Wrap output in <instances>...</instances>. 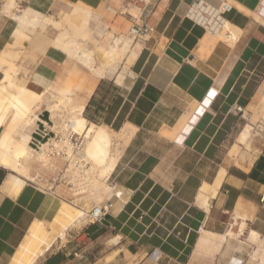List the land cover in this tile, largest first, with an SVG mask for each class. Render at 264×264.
<instances>
[{
  "label": "crops",
  "instance_id": "obj_1",
  "mask_svg": "<svg viewBox=\"0 0 264 264\" xmlns=\"http://www.w3.org/2000/svg\"><path fill=\"white\" fill-rule=\"evenodd\" d=\"M16 2L57 22L69 18L70 3L81 2L114 34L126 36L114 59L123 58L120 69H114L115 62L100 77L55 45L61 31L56 24L43 20L33 28L0 13V58L16 66L14 80L36 92L54 83L55 94L70 90L74 101L84 104L85 125L79 130L96 126L84 146L92 163L101 166L109 158L108 129L132 127L134 132L108 178L111 185L88 198L97 202L90 210L108 205L105 214L66 233L56 219L61 202L79 197L64 177L72 179L63 173L68 163L59 169L62 156L54 154L43 164L26 151L38 121L51 119L45 108L55 98L44 93L34 109L37 122H21L0 147V264H264V0ZM224 2L230 11H221ZM130 5L139 9L137 18L122 11ZM61 8L67 9L63 20L47 14ZM135 24L153 30L136 38ZM226 24L238 33L235 42L221 38ZM48 26L57 30L51 44L20 73L15 57L21 40L40 44ZM133 48L137 55L127 67ZM70 59L83 64L75 80L66 79ZM248 123L254 126L251 147L241 139ZM20 166L35 178H24L15 194L3 191L7 176ZM217 178L219 187L204 210L199 190ZM241 222V236L226 235L230 227L238 231ZM63 230L66 244L38 260L46 240L41 243L36 236L55 243Z\"/></svg>",
  "mask_w": 264,
  "mask_h": 264
},
{
  "label": "bare ground",
  "instance_id": "obj_2",
  "mask_svg": "<svg viewBox=\"0 0 264 264\" xmlns=\"http://www.w3.org/2000/svg\"><path fill=\"white\" fill-rule=\"evenodd\" d=\"M85 5L86 4H81V2L69 4V12L71 16L69 18L73 21L72 18H74L73 16L75 14V16H77V18L79 19L78 26L76 25L79 33L75 38H63L62 36L68 35V33H63L64 35L60 33L61 36L58 37L55 45L58 48L62 49L69 57L77 58L83 61V64L90 72L101 77L103 76L107 68L113 65L115 57L119 55L118 48L121 45H126V36L124 34H114L112 30L108 29V22L103 19L94 18V16L97 17V15L95 14L92 7ZM14 9L19 13H13L12 11ZM122 11L129 12L135 18H137L139 14V9L134 5L127 6L126 8H123ZM0 13L6 16L13 17V19L18 22H28L33 26V28L43 20L48 24H54L56 22L53 21V19L45 16L41 11L34 10L31 7H22L18 5L15 0L6 1L3 4ZM93 19L97 20L94 26L93 24H91V20ZM69 26L71 27V25ZM65 32H67V30ZM86 36L89 37L91 41H96V37L99 36L94 48H86L81 43L84 41V39L87 38ZM102 37H104V40L100 41ZM221 38L228 42H235L238 38V33L236 32V30L230 28L229 24H226L223 28V32L221 33ZM98 44L99 50L107 59L105 61H102L101 63H96V58L94 57V51ZM134 48H136V45ZM134 48L127 55V62L129 63H131L137 55ZM3 62L5 63V60L3 61V59L0 58V72H2L3 75L0 79V126L3 125L4 127L0 137V147H6L12 131H14V129H16V127L21 122H30L32 119H34L35 121L37 120V114H34L35 107L37 106L44 93H51L54 96L55 101L45 109L50 112L49 117L54 122L52 128L56 130L60 135H58L57 138L49 139L47 142L43 143L39 151L31 150L29 145L27 146L26 151L28 154L35 155L40 158V160L43 161V164L48 163L52 155L54 156V154L56 156H62V158L66 159L68 161V164L65 171L63 172L72 174L71 181L73 183V187H70V190L73 191L72 193L79 195V197L77 196L78 199L75 201L88 200V198L97 188H101L103 185L107 184V180L114 171L125 144H127L128 139L132 137L134 128H123L119 132H114L111 129H108V127L104 126L105 129H108L112 137V146L107 162L101 166H98V164L95 165L94 163H92L84 152L85 143L87 142L89 135L96 128L95 125L90 124V126L86 128V134H88V137L84 136L85 133L81 136L83 138V147L79 154H81V157H83L85 162L82 163V159L77 157V153L74 150V145L68 139V133L71 132L73 134H76V127L78 125H85L84 117L82 115L84 104L74 101L72 95H70V90H62L59 94H55L54 91L56 90V87L54 83H52L48 89L42 90L41 92L34 91L35 88L34 90H32L29 87L18 84L14 80V76L17 70L16 66H14V64L5 65ZM262 102L264 103L263 100L261 101V103ZM262 113L264 117V109ZM252 130H254V126L249 123L242 130V134L246 138V145L248 147H251L254 138ZM61 150L64 152V154L60 153ZM24 178L33 180L35 177L31 175L30 170L20 166L16 171V174H9L7 176L3 184V191L12 194L17 193L25 183ZM219 183L220 180L219 178H217L215 179L213 186L207 185L200 188L198 199L201 208H203L204 210H208L210 205L209 198L215 193V187H219ZM119 194H122V192L119 191ZM68 206L69 203L65 201L61 202V210H63L64 212H69ZM85 212H88V210L83 211L77 207H74L73 211L69 212V222L71 224H75L76 221L81 222V220L86 216ZM244 222H241L238 227V231H234L232 227L227 229L226 235L234 237L241 236L244 232ZM67 228L68 226L65 229ZM250 234H255L254 230H251ZM59 236L62 238L64 237V230L59 233ZM49 246L50 244L46 247V249L50 248Z\"/></svg>",
  "mask_w": 264,
  "mask_h": 264
},
{
  "label": "rangeland",
  "instance_id": "obj_3",
  "mask_svg": "<svg viewBox=\"0 0 264 264\" xmlns=\"http://www.w3.org/2000/svg\"><path fill=\"white\" fill-rule=\"evenodd\" d=\"M6 1H8V0H0V5L2 4V3H4V2H6ZM11 1V0H10ZM16 1V0H15ZM15 10V9H14ZM12 11L13 13H19L17 10H15V11ZM67 9H63V8H61L58 12H56V13H47V14H50L54 19H59V20H63L64 19V17H65V15H64V13H65V11H66ZM69 17H71V16H69ZM74 18H72L73 19V21L70 19V18H67V20H65L64 22H55L54 23V25L56 24V26H58L62 31H60V33L61 34H67L68 33V35H64V36H62L63 38H68V37H77V34L79 33L78 32V28H77V26H78V22H79V19L77 18V16H75V14H74V16H73ZM92 21L93 20H91V24H92ZM68 22V23H67ZM77 23V24H76ZM69 25H71V27L69 26ZM77 25V26H76ZM69 27V28H67V27ZM64 28V29H63ZM71 28V29H70ZM67 30V32H65ZM56 32H57V30H55V29H53L51 26H48L46 29H44V30H42V38L43 39H41V42H39L40 44H36L35 46H31V43H30V39H27V38H25V39H22L21 40V43L19 44V47H21V52H19V54L15 57V62L16 63H18L19 64V71H20V73H26L28 70H29V64H30V62L32 61V60H34V58L36 57V54L37 53H39L40 51H42L43 50V48L45 47V46H47L48 44H51V39L56 35ZM70 32V33H69ZM29 34V36H31V37H34L35 36V32H29L28 33ZM61 34L59 35V36H61ZM72 34V35H71ZM87 37V36H86ZM86 41V42H85ZM80 42V41H79ZM85 42V43H84ZM93 42V40L92 41H90V39H89V37H87L86 39H84V41L83 42H81L86 48H93L94 47V43H92ZM94 57L96 58V63H101L103 60H104V57L105 56H103V54H102V52L98 49V48H95V51H94ZM106 58V57H105ZM81 62H83V61H81ZM80 61H76L75 59H70V61H69V65H68V67L66 68L67 69V78L66 79H68V78H73L74 80H75V78H77L78 77V75L79 74H81V65L80 64H82ZM115 62H117V59L113 62V63H115ZM118 64L116 65V66H114V69H120V65H122L123 64V58H120L119 60H118V62H117ZM128 64H131V63H129V62H127V67H128ZM83 65V64H82ZM122 69H125V67H124V65L122 66ZM121 69V70H122ZM127 69V68H126ZM71 71H73V73L71 74L70 72ZM71 74V75H70ZM55 101V99H53V101H52V103ZM236 109H238V107L236 108ZM255 120H256V116H252L251 117V121L252 122H255ZM85 122V121H84ZM249 124H251L252 126H253V124L252 123H249ZM247 125V124H246ZM245 125V126H246ZM81 126H83V125H81ZM244 126V127H245ZM79 127H80V125H78L76 128H77V130H76V135H79V136H82V135H84V133H85V135L84 136H86V137H88V134H86V128H85V126H84V130H79ZM239 128H242V125L239 127ZM238 136V135H237ZM244 138V136H243V134L241 133V139H243ZM239 151V150H238ZM59 159V158H58ZM66 160V159H65ZM65 160H59V163L58 164H56L57 166H59V169L60 168H62L63 167V164H64V161ZM60 162H61V164H60ZM65 163L67 164V161H65ZM82 163H85V162H82ZM66 167V166H65ZM64 171V170H63ZM64 173V172H63ZM59 174V173H58ZM65 180H67L68 182H70L72 179L70 178V176H69V174H65ZM50 180V179H49ZM110 181L111 180H107V182L110 184ZM70 184V187H73V183H72V181L69 183ZM111 185V184H110ZM70 199V198H69ZM70 200H72V199H70ZM66 202H68L69 203V206H68V210H69V212L70 211H73V208L74 207H77V208H79V209H81V210H83V211H87L88 210V212H86V216L84 217V219H82L81 220V222L79 223V222H75V224H71L70 222H69V212H64L63 210H61L58 214H57V216H56V219L57 220H62V222H63V224H64V226H68V228L66 229L67 230V232L66 233H72V231H75L76 229H78L79 230V228L81 227V225L83 224V222L84 223H87V222H89L90 220H92L94 217L91 215V211L93 210H90L91 208H92V205L93 204H96L97 202H94V201H88V200H81V201H72V202H69V201H66ZM198 204L200 205V202L198 201ZM166 212V211H165ZM55 232V230H52V233H54ZM66 236V235H65ZM37 237V241H40L41 243H42V241L43 240H46V244H43V246H44V248L41 250V254H42V256L38 259V260H40L41 258H43L46 254H48L49 252H51V251H53V250H56V249H58V248H61V246L63 245V244H66V241H67V236L65 237V239H64V237L61 239V241L60 240H56L55 241V243L53 242V241H50L49 239H46L45 237V235L44 236H42V237H40L39 235H37L36 236ZM53 243H54V245H53ZM50 244V248H47L46 249V247L48 246ZM49 250V251H48ZM46 252V253H45ZM37 260V261H38Z\"/></svg>",
  "mask_w": 264,
  "mask_h": 264
},
{
  "label": "built area",
  "instance_id": "obj_4",
  "mask_svg": "<svg viewBox=\"0 0 264 264\" xmlns=\"http://www.w3.org/2000/svg\"><path fill=\"white\" fill-rule=\"evenodd\" d=\"M230 10H231L230 3L224 2L221 6V11L228 12ZM152 30H153V27L150 25H146V24H135L133 26V31H134L136 38H143L144 36L147 35V33H149ZM53 125H54V122L51 119H49L46 122L39 121V124L33 129L31 133V138L29 140V146L31 150L39 151L43 143L47 142L49 139L57 138L58 135H60L59 133H57L56 130L52 128ZM68 139L74 145V150L77 153V157L81 158L82 161L84 162L83 157H81V154H79V152L81 151L83 147V138L79 135L69 132ZM60 153L64 154L62 150L60 151ZM107 207L108 205L95 208L90 213L93 217H98V216L101 217L102 215L105 214Z\"/></svg>",
  "mask_w": 264,
  "mask_h": 264
}]
</instances>
